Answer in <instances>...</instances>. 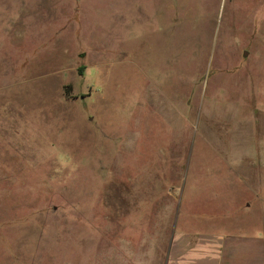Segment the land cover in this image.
Here are the masks:
<instances>
[{
    "label": "rangeland",
    "instance_id": "1",
    "mask_svg": "<svg viewBox=\"0 0 264 264\" xmlns=\"http://www.w3.org/2000/svg\"><path fill=\"white\" fill-rule=\"evenodd\" d=\"M200 211L264 228V0H0V264H161Z\"/></svg>",
    "mask_w": 264,
    "mask_h": 264
},
{
    "label": "crops",
    "instance_id": "2",
    "mask_svg": "<svg viewBox=\"0 0 264 264\" xmlns=\"http://www.w3.org/2000/svg\"><path fill=\"white\" fill-rule=\"evenodd\" d=\"M250 206V202H244L237 210L246 213ZM200 214L207 215L206 221H198ZM212 219V213L200 211L189 216L187 222L184 218L181 225L172 226L161 264H264V228L260 232L226 229L222 221L215 223ZM131 253L136 262L158 264L155 227L144 238L139 233Z\"/></svg>",
    "mask_w": 264,
    "mask_h": 264
},
{
    "label": "water",
    "instance_id": "3",
    "mask_svg": "<svg viewBox=\"0 0 264 264\" xmlns=\"http://www.w3.org/2000/svg\"><path fill=\"white\" fill-rule=\"evenodd\" d=\"M243 54H244V56H246V55H247V51H244V53H243Z\"/></svg>",
    "mask_w": 264,
    "mask_h": 264
}]
</instances>
